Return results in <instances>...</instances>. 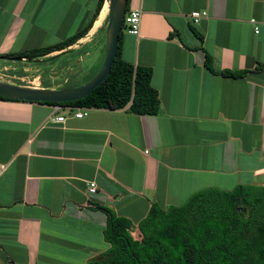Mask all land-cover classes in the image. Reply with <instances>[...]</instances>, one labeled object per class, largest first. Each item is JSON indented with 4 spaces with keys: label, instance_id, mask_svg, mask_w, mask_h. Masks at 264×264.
I'll use <instances>...</instances> for the list:
<instances>
[{
    "label": "crops",
    "instance_id": "obj_1",
    "mask_svg": "<svg viewBox=\"0 0 264 264\" xmlns=\"http://www.w3.org/2000/svg\"><path fill=\"white\" fill-rule=\"evenodd\" d=\"M95 2L0 0V53L73 34ZM126 6L140 9V21L136 34L122 30L120 55L150 67L158 109L88 107L79 118L60 109L63 121L50 122L51 103L0 97V264H86L108 246L96 205L134 228L151 201L165 206L200 187L264 184V0ZM192 10L205 14L193 22ZM97 14L49 74L87 68L81 82L94 74L104 52Z\"/></svg>",
    "mask_w": 264,
    "mask_h": 264
},
{
    "label": "trees",
    "instance_id": "obj_2",
    "mask_svg": "<svg viewBox=\"0 0 264 264\" xmlns=\"http://www.w3.org/2000/svg\"><path fill=\"white\" fill-rule=\"evenodd\" d=\"M102 2L96 0L91 18L73 34L43 46L3 52L0 57H37L66 48L84 35L92 19L99 15L105 1ZM121 32L120 29L109 72L87 94L73 100L39 102L108 109L126 106L135 113H155L158 97L149 82L151 69L122 59ZM203 63L212 70L207 53ZM245 71L218 73L237 75ZM96 206L105 214L102 236L108 246L86 264H264V184L237 183L228 189L200 187L179 203L165 206L151 201L136 222L137 237L130 231L133 224L129 218L106 206Z\"/></svg>",
    "mask_w": 264,
    "mask_h": 264
},
{
    "label": "water",
    "instance_id": "obj_3",
    "mask_svg": "<svg viewBox=\"0 0 264 264\" xmlns=\"http://www.w3.org/2000/svg\"><path fill=\"white\" fill-rule=\"evenodd\" d=\"M104 1L107 2L106 14L102 22L104 52L102 61L93 75H91L82 83L65 87L26 85L10 82L0 78V96L32 101H65L82 97L87 94L94 86H96L109 72L111 62L115 56L118 32L120 30L121 19L126 4V0ZM71 49L72 47L66 49L63 48L56 50V52L52 54L43 55L41 57L15 55L11 58L5 59L39 62L48 59L51 55L62 54Z\"/></svg>",
    "mask_w": 264,
    "mask_h": 264
},
{
    "label": "rangeland",
    "instance_id": "obj_4",
    "mask_svg": "<svg viewBox=\"0 0 264 264\" xmlns=\"http://www.w3.org/2000/svg\"><path fill=\"white\" fill-rule=\"evenodd\" d=\"M105 3H107V2L105 1ZM100 31H101V33L99 32V34L101 36L100 37V42H101L100 47L103 48V45H104L103 27H101ZM55 39H56V37L54 38V40ZM66 48H69V47H66ZM51 52H49L45 55L52 54ZM69 55L67 54L68 57H70ZM67 56L62 53L58 56V58L54 59L52 62H50V61L49 62H47V61H39V62L31 61V64L19 62L20 60H12L11 61L9 59H5L6 61H11V63H15L18 66H22L23 64L29 65L26 67H15V68L12 67V64H10V62H6V61L0 59V78L4 79V80H8L10 82L19 83V84H26V85L35 84V86L65 87V86L76 85L77 83L81 82L80 81L81 77L86 75L84 73L87 71V68H86V70L85 69L79 70L78 72H76V70H74L73 72H69V71L59 72L58 70H56L55 72H52L49 74L50 71L48 69V66L50 64H53V62L54 63L55 62H57V63L67 62L68 61ZM38 57H41V56H38ZM71 58H72V56H71ZM83 64H85V63L83 62ZM83 71H85V72H83ZM84 81H85V79L82 82H84ZM130 231H131L132 235L135 237H137L139 235L136 227L131 228Z\"/></svg>",
    "mask_w": 264,
    "mask_h": 264
},
{
    "label": "built area",
    "instance_id": "obj_5",
    "mask_svg": "<svg viewBox=\"0 0 264 264\" xmlns=\"http://www.w3.org/2000/svg\"><path fill=\"white\" fill-rule=\"evenodd\" d=\"M204 14H205L204 10H201V11L192 10L189 13V16L194 22L196 21L198 17ZM250 20L253 21L252 18H250ZM139 21H140V9L138 7H127L123 11L120 29L123 31L129 32V33H132V34H136L139 28ZM60 109H65V111L70 116L79 118V117L84 116L87 113L88 107L79 106V105L54 103L51 105V113L48 117V120L50 122L63 121L64 115L58 114V111ZM87 189L89 191L94 189V183L92 181L88 182Z\"/></svg>",
    "mask_w": 264,
    "mask_h": 264
},
{
    "label": "bare ground",
    "instance_id": "obj_6",
    "mask_svg": "<svg viewBox=\"0 0 264 264\" xmlns=\"http://www.w3.org/2000/svg\"><path fill=\"white\" fill-rule=\"evenodd\" d=\"M106 9H107V3H105L104 6H103V8L101 9V11H100V13H99L98 20H97V22H96L94 28H96V27L99 25L100 21L104 18L105 14H106ZM72 50H73V49H71V50H69V51H67V52H65V53H63V54L70 53ZM52 56H53V55H51L48 59H45V60H43V61H47V62H49V61H51V60H53V59H55V58L58 57V56H57V57L51 58ZM19 62L31 63V61H26V60H22V61H19Z\"/></svg>",
    "mask_w": 264,
    "mask_h": 264
}]
</instances>
